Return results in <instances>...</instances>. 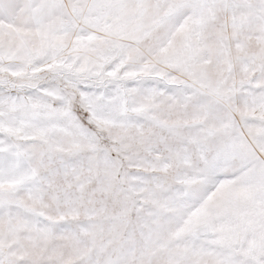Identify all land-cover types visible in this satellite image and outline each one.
Returning <instances> with one entry per match:
<instances>
[{
    "label": "snow or ice",
    "instance_id": "6c2138e0",
    "mask_svg": "<svg viewBox=\"0 0 264 264\" xmlns=\"http://www.w3.org/2000/svg\"><path fill=\"white\" fill-rule=\"evenodd\" d=\"M0 264H264V0H0Z\"/></svg>",
    "mask_w": 264,
    "mask_h": 264
}]
</instances>
